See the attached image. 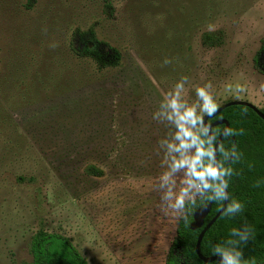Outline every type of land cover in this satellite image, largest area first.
Returning <instances> with one entry per match:
<instances>
[{
  "label": "rangeland",
  "instance_id": "obj_1",
  "mask_svg": "<svg viewBox=\"0 0 264 264\" xmlns=\"http://www.w3.org/2000/svg\"><path fill=\"white\" fill-rule=\"evenodd\" d=\"M89 29L118 67L65 55ZM263 41L264 0H0V264L31 263L39 230L88 264H165L184 215L171 205L202 196L171 167L194 155L179 116L207 115L199 88L264 109Z\"/></svg>",
  "mask_w": 264,
  "mask_h": 264
},
{
  "label": "trees",
  "instance_id": "obj_2",
  "mask_svg": "<svg viewBox=\"0 0 264 264\" xmlns=\"http://www.w3.org/2000/svg\"><path fill=\"white\" fill-rule=\"evenodd\" d=\"M36 1L26 0L29 8ZM73 39L78 44L74 46L70 42L65 55L77 63L94 66L98 71L120 65V53L99 40L91 29L76 30ZM255 63L264 75V41ZM259 110L264 114V109ZM216 120L228 123V131L218 147V164L228 193V203L225 211L202 237L199 251L204 257H224V253L234 255L236 251H241L242 262L264 264V121L252 109L240 105L224 109L215 118L207 119L206 123L212 124ZM224 128L225 124H218L205 131L201 124V130L193 136L196 141L193 144L194 153L197 147L204 150L197 168L213 165V157L210 160L208 150L211 148L213 151ZM208 132H211L212 140L208 139ZM86 173L101 175L92 165H88ZM192 180L201 183L194 177ZM211 197L212 205L203 227L224 203L218 177H212L207 193L202 192V196L184 203V215L177 225L176 237L165 264H216L202 262L195 253L196 239L203 227L194 231L190 229L193 212L207 204ZM244 236L248 237L247 243L242 239ZM29 250L32 258L29 264H88L69 239L56 233L37 231L31 238Z\"/></svg>",
  "mask_w": 264,
  "mask_h": 264
},
{
  "label": "clouds",
  "instance_id": "obj_3",
  "mask_svg": "<svg viewBox=\"0 0 264 264\" xmlns=\"http://www.w3.org/2000/svg\"><path fill=\"white\" fill-rule=\"evenodd\" d=\"M55 45H53L54 47ZM197 96L201 98L203 101V108L202 111L204 113H207L208 115H212L217 110V105L212 102L211 97L207 94L204 88L197 89ZM173 109L176 108V104L173 101L172 103ZM197 119H200L202 122L201 117H196L195 112L193 109H187L183 114L179 116V122L177 123V139L180 141V148L188 147L189 141L187 138L192 137L191 143L195 144V138L193 137V134L188 128L185 126L184 122H191L195 123ZM205 131H207V128H205ZM204 153V150L201 147L196 148V152L192 156L191 159H180V160H173V163L171 165L172 169L175 170L180 167L186 166V175L190 174L195 179H198L201 181V183L204 184L205 187H207V181L205 180V177L211 176L213 178H216L219 175V170L212 164L206 165L202 168H197V162L200 159V156ZM208 155L211 160L212 158V151L211 148L208 150ZM168 174L165 173V175L162 177V180H167ZM186 190L182 189L179 194H177L175 198V203L171 205V207L176 209H182L184 207V192ZM236 207H239V205H236ZM245 243H247V236L242 237ZM219 251V249H217ZM224 264H248L247 261L242 262V252L236 251L235 254L230 253H224Z\"/></svg>",
  "mask_w": 264,
  "mask_h": 264
},
{
  "label": "water",
  "instance_id": "obj_4",
  "mask_svg": "<svg viewBox=\"0 0 264 264\" xmlns=\"http://www.w3.org/2000/svg\"><path fill=\"white\" fill-rule=\"evenodd\" d=\"M236 105L245 106V107L252 109L264 121V114L257 107L252 105L251 103L244 102V101H231V102H227L225 104H222L221 106H219L217 108V110L214 114H212L211 116L207 114L202 118V125L204 128H207V130H210V128L215 126V125L225 124V128L221 132V134L218 136V138L214 144L213 151H212L213 165L219 170V175L217 177L219 179L220 185H221L223 193H224V203H223L222 207L219 209V211L215 214V216L203 227L205 218L208 215L210 208H211V205H212V197H211L207 204L199 207L198 209H196L193 212L192 223L190 224V229L193 231L203 227L202 230L200 231V233L198 234L197 239H196L195 253H196L197 257L199 258V260H201L204 263L216 262V264H224V257L223 256L204 257L203 255H201V253L199 251V246H200V242H201L204 234L215 223V221L219 218V216L225 211L227 203H228V193H227L224 181L222 179L220 169H219V164H218V147H219V144L221 143L222 139L224 138V136L226 135V133L228 131V123L225 120H216L212 124H207L206 121H207V119L215 118L224 109H226L230 106H236ZM208 139L209 140L213 139L211 132H208ZM232 157L233 156L230 157L229 161H231ZM205 180L207 181V185H208L207 187H205L203 183H199V184H200V188H201L202 192L207 193L210 189L212 177L207 176L205 178Z\"/></svg>",
  "mask_w": 264,
  "mask_h": 264
}]
</instances>
